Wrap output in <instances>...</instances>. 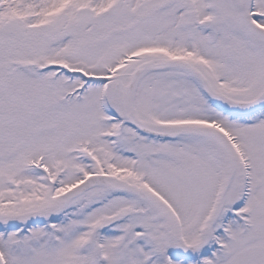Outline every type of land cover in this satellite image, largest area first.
<instances>
[{
	"label": "snow or ice",
	"instance_id": "6c2138e0",
	"mask_svg": "<svg viewBox=\"0 0 264 264\" xmlns=\"http://www.w3.org/2000/svg\"><path fill=\"white\" fill-rule=\"evenodd\" d=\"M0 264H264V0H0Z\"/></svg>",
	"mask_w": 264,
	"mask_h": 264
}]
</instances>
